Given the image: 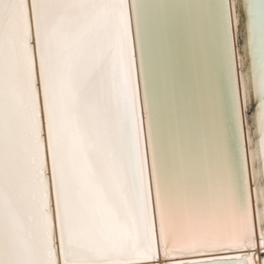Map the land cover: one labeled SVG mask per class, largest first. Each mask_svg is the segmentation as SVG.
<instances>
[{
	"label": "snow or ice",
	"instance_id": "1",
	"mask_svg": "<svg viewBox=\"0 0 264 264\" xmlns=\"http://www.w3.org/2000/svg\"><path fill=\"white\" fill-rule=\"evenodd\" d=\"M246 121L264 246V0H0V264H251Z\"/></svg>",
	"mask_w": 264,
	"mask_h": 264
},
{
	"label": "bare ground",
	"instance_id": "2",
	"mask_svg": "<svg viewBox=\"0 0 264 264\" xmlns=\"http://www.w3.org/2000/svg\"><path fill=\"white\" fill-rule=\"evenodd\" d=\"M141 2H151V0H141ZM246 0H242V3H245ZM129 3H131V0H129ZM246 22H247V12L246 9L242 7L241 9V24H240V29L239 33L237 34L236 32V26H235V21L233 20V36L235 40V51H236V71L238 73H243L244 70H246L248 67H250L251 64V51L250 48L248 51H245V41H246ZM241 42V44H240ZM243 58V61H242ZM136 59H137V72L139 71V49L138 47L136 48ZM139 75V73H138ZM242 82V78H241ZM141 88H142V81H141ZM143 92V91H142ZM142 94V93H141ZM143 108V94H142V100H141V114L143 116V120L145 118L146 125L147 124V114L146 110H142ZM144 122V123H145ZM248 124L247 121L245 123V128H244V141H245V147L249 151V165H248V173L250 177V182L252 186V199H251V205H252V212L253 216L256 221V228H257V244L258 246L252 249H248L247 253H242V252H234L236 254H231L233 256H248L251 264H264V246H259V206L257 203V197H256V181L255 178L252 177V167H251V144L248 141ZM148 129H147V140H148ZM149 143V140H148ZM144 148L145 152L147 154V145H146V139H145V130H144ZM151 157V150H150V143H149V152L147 154V157ZM152 166V162H151ZM148 180L151 184L152 187V203H153V209L155 211V179L152 176V167L149 168V160H148ZM178 259H194L192 257H178ZM145 264H150L149 262H145ZM155 264H164V258L161 252V259L158 261H155ZM168 264H176L175 261H169Z\"/></svg>",
	"mask_w": 264,
	"mask_h": 264
},
{
	"label": "water",
	"instance_id": "3",
	"mask_svg": "<svg viewBox=\"0 0 264 264\" xmlns=\"http://www.w3.org/2000/svg\"><path fill=\"white\" fill-rule=\"evenodd\" d=\"M240 44H241V42H240ZM139 70V69H138ZM245 71V70H244ZM138 73H139V71H138ZM143 90H142V88H141V93L143 94V92H142ZM142 94H141V100H142ZM142 110H143V112H144V107L142 108ZM146 114H147V112H146ZM144 122H145V118H144ZM147 124H148V115H147ZM147 129H148V125H146V122L144 123V130H145V139H146V145H147V154H148V152H149V143H148V140H147ZM150 150H151V145H150ZM148 160H149V168L150 167H152L151 166V162H152V153H151V157L150 156H148ZM239 252H242V253H247L248 251L247 250H244V251H239ZM231 254H236V253H234V252H232V253H218L217 255H231ZM192 258H195V257H192ZM178 259V258H177ZM142 264H145V262H142ZM150 264H155V261H150Z\"/></svg>",
	"mask_w": 264,
	"mask_h": 264
}]
</instances>
